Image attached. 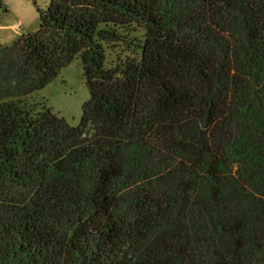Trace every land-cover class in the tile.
Instances as JSON below:
<instances>
[{"label":"trees","instance_id":"trees-1","mask_svg":"<svg viewBox=\"0 0 264 264\" xmlns=\"http://www.w3.org/2000/svg\"><path fill=\"white\" fill-rule=\"evenodd\" d=\"M38 13L0 45V264H264V0ZM77 58L72 125L33 95Z\"/></svg>","mask_w":264,"mask_h":264},{"label":"rangeland","instance_id":"rangeland-1","mask_svg":"<svg viewBox=\"0 0 264 264\" xmlns=\"http://www.w3.org/2000/svg\"><path fill=\"white\" fill-rule=\"evenodd\" d=\"M7 11L0 13V45H11L22 33L35 31L39 25L38 10L50 0H2ZM89 97L80 60L74 59L33 100L44 101L68 123L76 125L81 117L82 105ZM133 185V182H130ZM127 185L124 190L131 187ZM134 186V185H133Z\"/></svg>","mask_w":264,"mask_h":264}]
</instances>
